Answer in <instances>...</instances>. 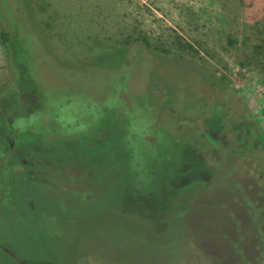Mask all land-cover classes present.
I'll list each match as a JSON object with an SVG mask.
<instances>
[{
    "label": "rangeland",
    "instance_id": "rangeland-1",
    "mask_svg": "<svg viewBox=\"0 0 264 264\" xmlns=\"http://www.w3.org/2000/svg\"><path fill=\"white\" fill-rule=\"evenodd\" d=\"M3 4L0 264H264V0Z\"/></svg>",
    "mask_w": 264,
    "mask_h": 264
},
{
    "label": "trees",
    "instance_id": "trees-1",
    "mask_svg": "<svg viewBox=\"0 0 264 264\" xmlns=\"http://www.w3.org/2000/svg\"><path fill=\"white\" fill-rule=\"evenodd\" d=\"M24 1V4H27V0H23ZM3 2H4V0H0V5H1V7H2V9H3V6L2 5H4L3 4ZM4 10V9H3ZM7 36H8V34L7 33H5V32H0V37L2 38V39H4V41H6L7 40ZM148 44V43H147ZM148 46V45H147ZM177 50L179 51V52H183V53H185V54H188V55H194V54H197V52L194 50V48L192 47V45H190V44H188V43H183V42H180V41H178L177 42ZM115 54V53H114ZM119 54V58L121 59V61H122V63L124 64V63H126V62H124L125 61V53H123V52H119L118 53ZM113 55V54H112ZM111 55V56H112ZM108 56V55H107ZM108 57H110V55L108 56ZM18 135V134H17ZM21 139H23V137H21V135H20V149L21 150H23L25 153H27V154H31V153H33L34 152V150H33V147L31 148V149H26V147H30V146H32L33 144H34V139H32L31 141H29L28 139H24V140H21ZM59 141V140H58ZM49 143H53V142H51V140H50V142ZM48 142H47V144H49ZM23 146H25L24 148H23ZM189 149L190 148H187V147H184V146H182V147H180V150H181V152H182V155H184V152L186 151V153H189ZM6 151V150H5ZM10 149L8 150V151H6V153L8 154V153H10ZM22 151V152H23ZM188 156H189V154H188ZM190 158V157H189ZM189 158L187 159L186 158V161L187 160H189ZM186 162H185V159H184V162H182L181 161V164L182 165H184ZM123 180H125V179H123ZM259 185V184H258ZM261 187V186H260ZM259 187V189L261 190V191H263L264 192V185L262 186L263 188H260ZM131 189V188H130ZM256 191V190H255ZM129 194V196L130 197H134V196H137L138 194H137V192L135 191L134 192V190H132L131 189V191L128 193ZM252 198V197H251ZM251 201L253 202L254 200L253 199H251ZM250 207V206H249ZM259 209H254V212L257 214V215H259L261 218H258L257 219V217H255L254 218V216H256L255 215V213H253V209H249V213H250V216L252 217V222L253 223H257V224H259L260 222L259 221H262L263 223H264V209H261L260 211H258ZM256 220H257V222H256ZM261 222V223H262ZM255 228H258L257 226H255ZM257 234H260V232H258L257 231Z\"/></svg>",
    "mask_w": 264,
    "mask_h": 264
}]
</instances>
